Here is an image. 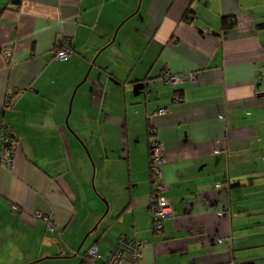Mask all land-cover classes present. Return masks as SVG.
I'll return each mask as SVG.
<instances>
[{
    "label": "crops",
    "instance_id": "1",
    "mask_svg": "<svg viewBox=\"0 0 264 264\" xmlns=\"http://www.w3.org/2000/svg\"><path fill=\"white\" fill-rule=\"evenodd\" d=\"M14 91L0 264H82L93 244L102 264L121 236L146 242L145 263L264 264V0H0V105ZM152 125L175 209L161 232Z\"/></svg>",
    "mask_w": 264,
    "mask_h": 264
},
{
    "label": "built area",
    "instance_id": "2",
    "mask_svg": "<svg viewBox=\"0 0 264 264\" xmlns=\"http://www.w3.org/2000/svg\"><path fill=\"white\" fill-rule=\"evenodd\" d=\"M192 16L189 17V19ZM74 52V47L69 38H65L59 43L54 51L56 59L64 60ZM11 56L10 53L7 54ZM162 79L171 85H182L186 82L195 81L193 73H172L166 72ZM21 91L9 92L4 103L0 105V110L13 109L17 97ZM167 108H161L157 114L167 113ZM19 148V139L10 123L0 122V162L12 170L15 164L17 151ZM165 151V142L160 136L155 126L149 128V180L151 183L150 210L153 217V229L155 232H161L164 227V219L175 216V209L171 199L167 195L171 184L164 180L163 166L167 162ZM12 209L19 211L17 205H12ZM34 217L43 218L48 228L54 229L55 225L51 216L43 212H37ZM146 242L132 236H121L102 264H153L143 262V248ZM100 253L98 245H91L84 254L85 264H99Z\"/></svg>",
    "mask_w": 264,
    "mask_h": 264
},
{
    "label": "trees",
    "instance_id": "3",
    "mask_svg": "<svg viewBox=\"0 0 264 264\" xmlns=\"http://www.w3.org/2000/svg\"><path fill=\"white\" fill-rule=\"evenodd\" d=\"M190 16H192V18H193V13L189 9L185 14V18L189 19ZM235 22L236 21H235L234 17H224L223 18V27L224 28L232 27L233 25H235ZM82 264H85L84 259H83Z\"/></svg>",
    "mask_w": 264,
    "mask_h": 264
}]
</instances>
